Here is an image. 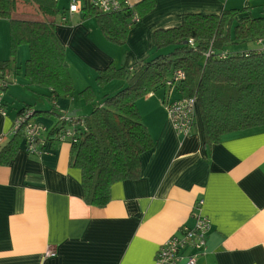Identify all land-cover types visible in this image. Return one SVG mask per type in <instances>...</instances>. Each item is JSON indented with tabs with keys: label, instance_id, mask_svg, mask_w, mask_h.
<instances>
[{
	"label": "crops",
	"instance_id": "obj_1",
	"mask_svg": "<svg viewBox=\"0 0 264 264\" xmlns=\"http://www.w3.org/2000/svg\"><path fill=\"white\" fill-rule=\"evenodd\" d=\"M142 1L128 0L133 7ZM226 2L155 0L154 9L130 30L123 46L109 42L83 11L66 23L60 18L55 34L75 80L74 91L53 103L49 90L29 86L25 79L24 96L7 90L0 146L11 138L13 122L24 107L75 111L78 117L79 90L91 88L92 104L100 105L102 96L118 87L115 81L97 87L98 70L111 64L131 68L154 55V31L179 26L184 14L210 13L206 11L212 6L213 13L220 14ZM68 4L69 0H57L63 14ZM253 43L255 50L264 48V40ZM8 45L7 33L0 62L7 59ZM225 51L251 50L235 46ZM28 57L27 46H20L14 80L20 70L24 75ZM178 98L176 91L170 96L172 101ZM167 99L166 88L137 102L154 147L140 156L138 179L111 186L104 208L85 204L81 172L71 165V144L49 136L56 118L35 117L44 129L42 154L31 155L21 146L9 165L0 166V264H155L161 244L179 229L194 226L199 200L203 206L198 213L209 220L210 228L196 264H264V126L233 132L206 146L198 115L189 136L176 134L164 108ZM13 100L21 103L11 106ZM48 250L55 256L47 257Z\"/></svg>",
	"mask_w": 264,
	"mask_h": 264
},
{
	"label": "trees",
	"instance_id": "obj_2",
	"mask_svg": "<svg viewBox=\"0 0 264 264\" xmlns=\"http://www.w3.org/2000/svg\"><path fill=\"white\" fill-rule=\"evenodd\" d=\"M21 3L36 5L44 20L13 17L17 4ZM155 5V0H143L132 8L122 5L120 11L110 14L88 6L83 13L84 18L96 21L109 42L123 46L130 30ZM248 13L224 10L220 14H184L179 26L154 31L153 56L138 60L131 68L111 64L96 72L97 87L114 81L118 87L103 95L101 104L89 115L81 117L83 125L75 129V142L71 143V165L81 172L86 205L104 208L110 201L113 184L139 178L140 156L154 147V140L141 120L137 102L166 89L165 83L175 71H182L184 78L173 92L176 91L178 99L196 98V115L206 146L233 132L264 126V48L244 53L225 51L264 40V13L257 17L243 16ZM134 14L138 22H133ZM62 16L57 0H0V19L9 23L11 54L9 60L0 62V69L14 74L17 50L27 46L25 80L29 86L49 90L53 103L74 91L65 50L55 34ZM77 98L91 103L95 96L87 87ZM25 109L33 110L26 106L21 112ZM63 115L55 108L50 112L33 110L34 118H56L57 123L49 133L54 139L63 128ZM22 139L20 129L0 146V166L9 165L15 158L23 146Z\"/></svg>",
	"mask_w": 264,
	"mask_h": 264
},
{
	"label": "built area",
	"instance_id": "obj_3",
	"mask_svg": "<svg viewBox=\"0 0 264 264\" xmlns=\"http://www.w3.org/2000/svg\"><path fill=\"white\" fill-rule=\"evenodd\" d=\"M122 5L132 8L128 0H69L68 8L63 14L61 21L66 23L74 14L83 11L85 7H93L99 12L110 14L121 10ZM133 22H138L136 14L132 17ZM192 44V41H189ZM225 57L224 54L221 55ZM13 74H8L0 69V114H6L5 96L10 85L14 83ZM184 78L182 71H175L166 84L169 99L163 102L164 108L172 127L178 136L186 137L192 133L196 117V98L170 100L175 86ZM21 112V111H20ZM16 116L10 136H13L20 129L23 132V148L31 154L39 156L42 154V134L44 129L37 123L33 116V110L25 109ZM63 128L58 131L55 138L58 141L75 142V129L82 127L83 119L70 114H64L61 118ZM203 204L199 200L194 206L195 224L192 228L183 227L177 234L171 236L159 246L155 264H196V259L202 254L205 248L206 234L210 228L209 220L198 213L199 207ZM47 257L55 256L53 250H48Z\"/></svg>",
	"mask_w": 264,
	"mask_h": 264
},
{
	"label": "rangeland",
	"instance_id": "obj_4",
	"mask_svg": "<svg viewBox=\"0 0 264 264\" xmlns=\"http://www.w3.org/2000/svg\"><path fill=\"white\" fill-rule=\"evenodd\" d=\"M218 1L224 2L225 0H218ZM226 1L227 2L225 3V6H224V8L226 10H246L253 17H257V16L261 15L262 13H264V0H226ZM16 8L17 9H16L15 13L13 14V17H15L16 19H24V20H28V21H42V20H44L43 17L37 11V6L32 4V3H29V4H22L21 3L19 5L17 4ZM214 9H215V7H213V6L210 7L209 9H207L208 11H206V12H210V13H205V14H213V12H215ZM237 18H239V17L237 16ZM7 33H8V36H9V23H8V21L7 20L6 21L5 20H3V21L0 20V46L2 45V40L4 39V37H6ZM237 47L241 51L245 50V49L246 50H255V49H257V48L254 47V43L253 42H246L244 44L238 45ZM6 48H7V52H6V56H7L6 61H7V60H9L11 58L10 57L11 56V54H10V45L6 46ZM232 48H234V47H232ZM20 72H21V76H20V74H17V77L15 79L16 83H13L14 85L13 84L10 85L8 90H12V89L18 90L24 96V94H26L28 92L22 88L21 81L24 80L25 77L23 75V70H20ZM15 76L16 75H14V77ZM19 76H20V78H19ZM74 81L75 80H73V82ZM79 91L81 92L82 90H79ZM78 101H79L78 102V106H81V108L77 110L78 111L77 112L78 117L79 116L83 117V116L89 115L91 113V111L96 106L99 105V104H97V102L95 104H92L95 101V99L91 103H87L84 100H80V99H78ZM14 103L15 104H20L21 101L20 100L19 101L18 100H13V102L11 101L10 105L12 106V104L14 105ZM198 202H197V204H198ZM202 206H203V204L199 207V210H201Z\"/></svg>",
	"mask_w": 264,
	"mask_h": 264
},
{
	"label": "water",
	"instance_id": "obj_5",
	"mask_svg": "<svg viewBox=\"0 0 264 264\" xmlns=\"http://www.w3.org/2000/svg\"><path fill=\"white\" fill-rule=\"evenodd\" d=\"M70 115H71V116H76V112L73 111Z\"/></svg>",
	"mask_w": 264,
	"mask_h": 264
}]
</instances>
